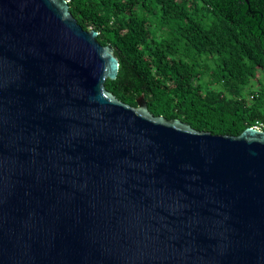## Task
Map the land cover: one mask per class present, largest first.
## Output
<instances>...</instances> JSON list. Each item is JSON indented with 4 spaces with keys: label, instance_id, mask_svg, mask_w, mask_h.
I'll use <instances>...</instances> for the list:
<instances>
[{
    "label": "water",
    "instance_id": "1",
    "mask_svg": "<svg viewBox=\"0 0 264 264\" xmlns=\"http://www.w3.org/2000/svg\"><path fill=\"white\" fill-rule=\"evenodd\" d=\"M96 35L0 0V264H264V132L123 104Z\"/></svg>",
    "mask_w": 264,
    "mask_h": 264
},
{
    "label": "trees",
    "instance_id": "2",
    "mask_svg": "<svg viewBox=\"0 0 264 264\" xmlns=\"http://www.w3.org/2000/svg\"><path fill=\"white\" fill-rule=\"evenodd\" d=\"M117 60L104 88L197 132H264V0H66ZM254 82L255 89L247 85Z\"/></svg>",
    "mask_w": 264,
    "mask_h": 264
},
{
    "label": "rangeland",
    "instance_id": "3",
    "mask_svg": "<svg viewBox=\"0 0 264 264\" xmlns=\"http://www.w3.org/2000/svg\"><path fill=\"white\" fill-rule=\"evenodd\" d=\"M246 89L249 90V91L254 90V89H255L254 82L251 81V84H250V85H247V86H246Z\"/></svg>",
    "mask_w": 264,
    "mask_h": 264
},
{
    "label": "built area",
    "instance_id": "4",
    "mask_svg": "<svg viewBox=\"0 0 264 264\" xmlns=\"http://www.w3.org/2000/svg\"><path fill=\"white\" fill-rule=\"evenodd\" d=\"M256 129H259V127L255 126Z\"/></svg>",
    "mask_w": 264,
    "mask_h": 264
}]
</instances>
